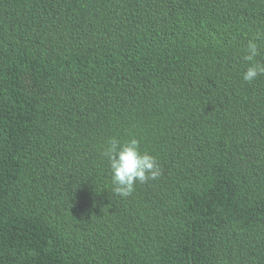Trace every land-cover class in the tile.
I'll list each match as a JSON object with an SVG mask.
<instances>
[{"label": "trees", "instance_id": "obj_1", "mask_svg": "<svg viewBox=\"0 0 264 264\" xmlns=\"http://www.w3.org/2000/svg\"><path fill=\"white\" fill-rule=\"evenodd\" d=\"M264 0H0V264H264ZM161 175L113 190L103 150Z\"/></svg>", "mask_w": 264, "mask_h": 264}, {"label": "clouds", "instance_id": "obj_2", "mask_svg": "<svg viewBox=\"0 0 264 264\" xmlns=\"http://www.w3.org/2000/svg\"><path fill=\"white\" fill-rule=\"evenodd\" d=\"M259 44L250 39L244 60L249 62L243 73L245 82H253L264 75V64L253 63L259 54ZM108 160L114 192L121 197L132 195L138 183H145L161 175L156 157L140 150V141L132 137L124 142L112 138L103 150Z\"/></svg>", "mask_w": 264, "mask_h": 264}]
</instances>
